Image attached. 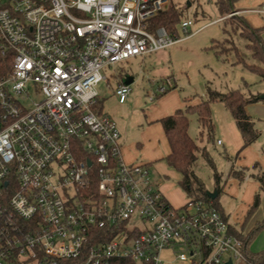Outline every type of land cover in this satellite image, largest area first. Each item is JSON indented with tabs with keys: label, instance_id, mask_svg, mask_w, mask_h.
<instances>
[{
	"label": "built area",
	"instance_id": "obj_1",
	"mask_svg": "<svg viewBox=\"0 0 264 264\" xmlns=\"http://www.w3.org/2000/svg\"><path fill=\"white\" fill-rule=\"evenodd\" d=\"M170 2L0 0V264H162L177 246L188 264L247 262L217 207H175L147 164L124 161L117 121L95 107L105 67L190 34L192 18L183 36L151 29Z\"/></svg>",
	"mask_w": 264,
	"mask_h": 264
},
{
	"label": "crops",
	"instance_id": "obj_2",
	"mask_svg": "<svg viewBox=\"0 0 264 264\" xmlns=\"http://www.w3.org/2000/svg\"><path fill=\"white\" fill-rule=\"evenodd\" d=\"M263 6L264 0H236L238 13L245 16L253 27L262 28L264 36V12L256 11ZM224 18L226 17H222L219 14V17L190 31L189 35L183 37L180 42L173 46L153 54L135 57L140 58V65L146 70L148 80L152 81L155 86L157 83L159 87L166 81L171 82L173 88L164 94L159 93L156 86V90L151 92L153 93L151 95H148L149 90H146L147 95L142 91V95L139 93L140 95L133 96L134 89L132 88V84L136 81V77L132 74H127L131 75L134 80L130 84L131 94L126 102H120L117 97L115 100L111 99L108 111L105 108L104 98L99 93L100 98L103 99V112L111 115L117 121L121 130L122 156L124 161L127 163L140 162L147 164L152 171V176H156V179H159L158 182L164 196L175 207L183 206L189 197L186 191L179 185L183 199L177 200L175 193L171 190L175 186L174 183L167 181L168 178L173 177L179 183L182 175L165 160L166 156L171 152V146L161 119L179 109L185 108L187 105L200 103L207 96V85L220 91L233 89V86L229 88L230 86L227 82L226 89L219 88L215 87L208 77H201V68L209 71V65L218 68L221 72H226L228 79L233 83H238V85H240L239 82L242 79L249 85H258L263 82L259 76L239 69L236 70L235 74H231L227 66L219 63L214 52L207 49L213 39H222L224 37L223 26H218L223 23ZM212 72L220 79L222 78L214 70ZM123 78L124 76H120L118 85L123 83ZM259 89L255 91H258L257 93L261 94L262 97L264 95V87L261 86ZM262 98L264 99V97ZM246 109L252 117H264V104L261 101L249 104ZM212 113L215 122L213 143L223 146L225 158H227L226 154L232 157V160L227 159L231 165L230 171L232 167H236V169L252 168L255 163H259L264 173V125L259 126L263 129L259 139L254 144L245 147L238 154L239 150L243 147L244 140L231 112L227 110L223 103L217 102L212 105ZM196 120L198 122V119ZM192 123L191 120V125ZM198 128L201 130L199 122ZM192 131L193 128L191 126L190 134L194 137V134L191 133ZM219 140H221V143L218 142ZM230 171L227 179H225L223 174L224 184L222 193L226 194L227 189V195L233 197L231 198L232 202H230V205L239 198L241 204L235 210L233 220H231V215L227 214L225 209H223L228 215L229 221L239 229H242L244 233H247L254 227L257 221L264 219V194L259 208L247 218V213L254 203L255 195L260 190L261 183L251 177V172H248L244 181L241 182L238 178L230 176ZM255 172L257 173V171ZM250 218H252V224L248 227ZM255 240L257 242L258 240L260 241L259 247H264V229ZM250 249L252 251L251 246ZM168 263L164 255L162 264Z\"/></svg>",
	"mask_w": 264,
	"mask_h": 264
},
{
	"label": "trees",
	"instance_id": "obj_3",
	"mask_svg": "<svg viewBox=\"0 0 264 264\" xmlns=\"http://www.w3.org/2000/svg\"><path fill=\"white\" fill-rule=\"evenodd\" d=\"M215 4L222 17L238 12L236 0H215ZM185 10L186 7L183 8L171 0L169 7L152 20L151 29L165 26L170 33H178L180 24L184 20L182 17ZM205 13V11H202V16H205ZM198 15H200V13L196 11L195 16ZM222 22L224 37L222 39H213L207 49L213 51L216 57L223 62L230 63V56L234 55L235 59L233 64L242 65L244 69L257 74L261 80L264 81L263 29L253 27L246 17L240 14H233L230 17L224 18ZM228 25H230L231 28H228ZM231 34L237 35L239 41L236 44L235 42H231V47L227 48L223 44V41L226 38L225 36ZM249 58H251L252 61H249ZM249 87L250 85L246 81L242 87L230 89L228 91H220L207 85V96L202 99L200 103L187 105L185 108L179 109L173 114L162 118L161 122L171 146V152L166 156L165 160L172 168L181 173L182 177L179 184L186 191L188 197L194 200L210 202L217 207L223 217L229 222L230 231L244 240V252L247 257V262L243 264H264V249L258 252H253L250 249L251 243L264 228V219L258 221L247 233H244L242 229H239L229 221L228 215L224 212L219 202V195L223 191V174L218 171L216 163L207 146L190 134V118L191 115H196L201 127L200 138H203L204 134H206L208 141H213L215 122L213 120L212 105L220 102L231 112L242 134L244 144L238 154H240L245 147L254 144L259 139L262 132L257 127L255 118L248 114L246 107L251 103L263 101L264 99L261 97V94L251 92ZM171 88L173 87H167L165 92ZM95 107L99 113L103 111L102 98H98ZM200 157H203L207 165L212 169L215 189L218 191V196L215 199H211L208 195L205 182L196 172L195 168ZM226 157L228 160H232L230 155L226 154ZM255 171H257V173ZM248 172H251V177L257 179L261 183V186L260 190L255 195L254 203L248 211L247 218L250 217L261 204V196L262 193H264V173L259 163H255L252 168L236 169V167H232L230 171V176L238 178L241 182L244 181ZM98 231L100 232L101 230H97V232ZM120 264H136V262L123 260Z\"/></svg>",
	"mask_w": 264,
	"mask_h": 264
},
{
	"label": "rangeland",
	"instance_id": "obj_4",
	"mask_svg": "<svg viewBox=\"0 0 264 264\" xmlns=\"http://www.w3.org/2000/svg\"><path fill=\"white\" fill-rule=\"evenodd\" d=\"M172 1L175 4L182 6L183 8L186 7V10L183 14L182 19L192 18L195 21L194 25L189 27V31H193V29H195L196 27L219 17V13H218L217 8H216L215 0H172ZM189 3H190V5H189ZM188 5L191 7H189ZM196 11H198L200 13V15L195 16ZM202 11L206 12L205 17L202 16V14H201ZM233 14L239 15L238 12H236V13L234 12V13L226 15L225 17L226 18L230 17ZM222 24L223 23H221L218 26L222 27L223 26ZM228 28H231V26L228 25ZM179 34L181 36L184 35L182 30H180ZM225 37H226L224 39L225 42L223 41V44L227 48L231 47L230 46L231 42H233V43L235 42V44H236L239 41V37L237 35L231 34V35H228ZM230 59H231V61H230V63H228V62H223L217 58L219 63L224 64L225 66H227L230 69L229 72L231 74H233V73L235 74L236 70L239 69L241 71H244V72H247L250 74H254L255 76H258L257 74H255L251 71H248L247 69H244L242 65L233 64L234 59H235L234 55H231ZM249 61H252L251 58H249ZM208 67H209V71L207 69L201 68L200 75H201V77H204V76L208 77L213 82V85L215 87H219V88L222 87V88L226 89L227 84H229V86H230L229 88H231V86H233V89H234V88L242 87L244 82H245V80L242 79L239 82L240 85H238V83L237 84L233 83L231 80L228 79V75L226 72H221L218 68H216L212 65H209ZM212 70H214V72L218 73L222 78L220 79L217 75H215V73L212 72ZM102 72L107 76L108 81L107 82L102 81L98 85L97 88H98V91L100 93V96L104 98L105 105H106L105 108H107L108 111H109V102L111 101V99L115 100L116 97L118 98V96L116 95V89L118 88L117 83L119 82L120 76L123 77L127 74H132L136 77V81L132 84V88L134 89V95L133 96L140 95L142 93V91H144L146 94V90H149L148 95H151V94H153L151 92L155 91L156 88L158 87V83L156 84V86H157L156 87L155 84L152 83V81L148 80V78L146 76V70H144L143 67L140 65V58H131V59L119 62L115 65L105 67L102 70ZM224 80H225V82H224ZM226 82H227V84H226ZM261 86L264 87V81L259 83L258 85H250L249 89L251 90V92L257 94L258 91H255V90H260L259 88H261ZM261 103L264 104V100H263V102L261 101ZM196 117H197L196 115H191V118H190V120H192V122H193L191 125L193 128V131L191 133L194 134L195 138H199L198 139L199 142L204 143V145H206L208 147V150L211 153V155H212V157L216 163L218 171L221 172L222 174H224L225 179H227V175L230 171L231 165H230L229 161L227 160V158H225V156L223 154V152H224L223 146L218 145L217 143L214 144L212 140L208 141L206 134H204L203 138H200V129L198 128V122L196 120L197 119ZM254 118L256 120L258 128H260L259 126L264 125V117L255 116ZM260 130H261V132L263 131L262 128H260ZM121 143H122V140H121ZM195 169H196L198 175L201 177V179L205 182L207 190L210 192H213L214 190H216L215 186H214L215 181L213 178L212 169L207 165V163L203 157L199 158L198 164H197ZM153 180L155 182H158L159 179H156V176H155V177H153ZM167 181L174 183L175 186L172 187L171 190H173L172 192L175 193L177 200L183 199V194L179 188L180 184L173 177L168 178ZM234 190H235V188H234ZM263 194L264 193H262L261 200L263 198ZM231 198H233V197H231L230 195L229 196L227 195V189H226V194H223V193L221 194V197L219 198V202H220L221 206L225 209L226 213L231 215V220H233L234 212H235V210L238 209L239 205L241 204V200L239 198V199L235 200V202H233L232 205H230V202H232ZM257 222L255 223V225L257 224ZM251 224H252V218L249 219L248 227ZM261 231L259 232V234L261 233ZM259 234L257 235V237L259 236ZM255 239L251 243L252 244L251 245L252 251L258 252V251L263 250L264 247L263 248L259 247L260 241L258 240V242H257ZM181 251H182V248L180 246H177L174 250L170 249V250H166L165 252L163 251L164 253H162V257L165 255V259L168 260V262H169L168 264H188V262L181 261L178 258L177 254ZM235 264H243V263L236 260Z\"/></svg>",
	"mask_w": 264,
	"mask_h": 264
},
{
	"label": "water",
	"instance_id": "obj_5",
	"mask_svg": "<svg viewBox=\"0 0 264 264\" xmlns=\"http://www.w3.org/2000/svg\"><path fill=\"white\" fill-rule=\"evenodd\" d=\"M190 4V3H189ZM133 77L131 75H125L123 78V83L126 85H130L133 83ZM264 97V95H262ZM208 195L211 199H215L218 196V191L214 190L213 192L208 191ZM226 264H233L232 260H229Z\"/></svg>",
	"mask_w": 264,
	"mask_h": 264
}]
</instances>
